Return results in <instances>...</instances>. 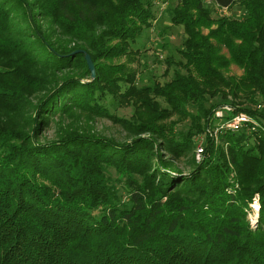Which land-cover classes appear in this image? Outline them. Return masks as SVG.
<instances>
[{
    "label": "trees",
    "instance_id": "1",
    "mask_svg": "<svg viewBox=\"0 0 264 264\" xmlns=\"http://www.w3.org/2000/svg\"><path fill=\"white\" fill-rule=\"evenodd\" d=\"M174 1L183 60L139 85L160 0H0V264H264V130L209 134L264 118V0Z\"/></svg>",
    "mask_w": 264,
    "mask_h": 264
},
{
    "label": "rangeland",
    "instance_id": "2",
    "mask_svg": "<svg viewBox=\"0 0 264 264\" xmlns=\"http://www.w3.org/2000/svg\"><path fill=\"white\" fill-rule=\"evenodd\" d=\"M160 5L155 8L154 26L152 28L145 29L142 36L139 38L135 45V48L140 50V58L134 61V66L138 70V82L139 85H146L151 83L155 79L169 80L173 77V67L170 68L168 74L165 75V70L168 68L166 58H172L175 62L183 60L180 55V49L182 48L183 39L185 38L184 30L180 26L173 25L171 22L170 9L176 5L174 0H160ZM159 3V2H157ZM206 5L209 7H215V14H229L235 17H240L245 10L240 5H234L230 10L221 9L216 7L214 2L207 0ZM158 7V8H157ZM208 33V30H204ZM223 52L228 55V51L223 48ZM175 66H177L175 64ZM244 70L236 64H231L225 74L241 76ZM216 101V100H213ZM128 111H125V113ZM128 114V113H127ZM258 119V118H257ZM258 119L260 124L264 126V118ZM100 133L113 136L120 141H125V135L117 125H115L110 119H102L96 123L95 127ZM206 133L199 134L194 139V147L189 156L190 160H197V146L200 144L202 138ZM216 143H221L219 139ZM227 147V144H224ZM204 156V155H203ZM203 158V157H202ZM198 161V160H197ZM185 171L189 167L181 163L179 164ZM248 217V213H247Z\"/></svg>",
    "mask_w": 264,
    "mask_h": 264
},
{
    "label": "built area",
    "instance_id": "3",
    "mask_svg": "<svg viewBox=\"0 0 264 264\" xmlns=\"http://www.w3.org/2000/svg\"><path fill=\"white\" fill-rule=\"evenodd\" d=\"M231 107L229 105H224L218 108L215 112L216 124L212 129H209V134L215 139L217 142L219 140V136L221 134H226L229 132H237L241 129H246L248 131L256 130L257 128H261L264 130V126L259 122V120L245 112H240L235 114L227 119L224 118L227 112L231 111ZM200 144L197 146L196 152L198 161H200L203 157L205 148L204 143L206 142V135L202 138ZM260 210V197L259 194H256L253 198V201L250 203L249 209L247 210L248 219L252 228H256L258 226V214Z\"/></svg>",
    "mask_w": 264,
    "mask_h": 264
},
{
    "label": "water",
    "instance_id": "4",
    "mask_svg": "<svg viewBox=\"0 0 264 264\" xmlns=\"http://www.w3.org/2000/svg\"><path fill=\"white\" fill-rule=\"evenodd\" d=\"M86 60L88 63V66L91 70V77L94 78L96 76V70H95V65L94 62L89 54H86Z\"/></svg>",
    "mask_w": 264,
    "mask_h": 264
}]
</instances>
